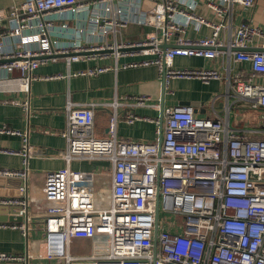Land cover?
I'll list each match as a JSON object with an SVG mask.
<instances>
[{
  "label": "built area",
  "instance_id": "built-area-1",
  "mask_svg": "<svg viewBox=\"0 0 264 264\" xmlns=\"http://www.w3.org/2000/svg\"><path fill=\"white\" fill-rule=\"evenodd\" d=\"M23 0L0 9V90L28 94L40 76L39 66L59 55L67 65L97 56L114 55V66L98 65L71 74L98 75L119 66L124 55L139 60L121 67L156 65L166 79H223V111L199 116L194 106L163 111L162 141H136L117 135L119 106L134 103H77L64 107L66 165L45 174L42 198L30 190L28 160L23 169L0 168V176L20 178L19 197L7 199L22 222H3L0 228L19 229L28 237L24 254L0 252L2 262L33 258L58 264H264V129L231 124L232 109H264V24L235 22L236 8H252L257 0ZM204 7L214 19L200 12ZM83 21V24L80 23ZM131 22L150 26L145 38L123 39ZM206 25L209 35L186 36L190 26ZM164 42L173 47L163 48ZM254 48H250V47ZM137 47L138 49H134ZM129 49V50H127ZM217 59L211 67L177 68L176 56ZM26 100H5L17 105ZM111 108L108 135L95 134V109ZM128 122L140 117L133 109ZM0 134L23 135L20 151L28 157L27 135L7 124ZM73 160H106L109 186L98 188L97 171L74 170ZM157 194L158 215L157 214ZM0 203V204H2ZM37 204L41 218L31 217ZM161 215H165L162 217ZM158 228L155 245V225ZM170 217L172 220L168 221ZM74 239H89L92 253H71Z\"/></svg>",
  "mask_w": 264,
  "mask_h": 264
},
{
  "label": "crops",
  "instance_id": "crops-1",
  "mask_svg": "<svg viewBox=\"0 0 264 264\" xmlns=\"http://www.w3.org/2000/svg\"><path fill=\"white\" fill-rule=\"evenodd\" d=\"M23 0H0V9H6L13 4ZM151 1L143 2L142 11L151 7ZM200 12L207 16L214 17L212 13L201 7ZM235 22L247 19L254 23L264 24V0H257L252 8H236ZM83 24V21L80 20ZM152 30L150 26L140 25L131 22L123 28V39L136 41L146 37ZM211 28L206 25L199 27L193 25L186 30V36L201 37L209 35ZM254 48V47H250ZM138 54L124 55L118 59L119 66L111 68L98 75L71 74L74 71H86L98 65L114 66L116 59L114 55L105 57L97 56L91 60H81L67 65L65 58L59 56L55 60L39 66L36 73L40 76L61 73L64 76L53 79L33 80L29 95L21 92H4L0 90V124H7L27 135L30 153L28 157L20 151L23 150V135L0 134V168L3 169H23L24 158L28 160V169L31 174L30 190L35 199L42 198V186L45 174L49 171L57 170L66 165L63 153L66 148V140L62 136V131L66 126V116L64 107L68 98L77 103H110L119 100L122 103H134L135 96L145 95L148 97L145 105L130 106L121 105L118 108L120 118L117 121V135L122 139L136 141H157L160 138V125H156L150 119L138 118L133 122H128L124 114L127 110L133 109L134 113L140 117L160 119L161 113V89L162 72L156 65H138L132 67H121L128 61L139 60ZM217 64V59H205L196 56H176L174 66L177 68H197L211 67ZM225 81L223 79H212L203 82L197 78L172 77L166 79V89L164 95V109L179 106L184 101L200 102L198 110L199 116L212 115L213 109L223 111L225 98L222 96L213 102L216 94L223 93ZM28 104L17 105L6 103L5 100L20 99L26 100ZM247 106H236L232 109L235 112L231 124L243 128L264 129V110L253 112ZM111 116V108L107 105H100L95 109V134L98 136L108 135V125ZM233 119V120H232ZM94 161L73 160L70 164L75 170L97 171L98 188L110 184V165L94 164ZM85 164V168L82 165ZM90 163V164H89ZM88 165V167H87ZM103 169V170H102ZM23 180L0 176V203L7 199L19 197V186ZM1 205H5L2 203ZM37 204L30 208L31 217L41 218V209ZM1 216V215H0ZM4 221H0L3 223ZM37 230L30 231L32 238L39 239ZM30 236L24 234L19 229L0 228V252L13 254H24L27 248V241ZM30 240H32L30 238ZM76 240V239H75ZM82 240V239H77ZM80 255V254H76ZM0 264H26V262H2ZM29 264H58L48 260L33 258ZM63 264V263H62Z\"/></svg>",
  "mask_w": 264,
  "mask_h": 264
},
{
  "label": "water",
  "instance_id": "water-1",
  "mask_svg": "<svg viewBox=\"0 0 264 264\" xmlns=\"http://www.w3.org/2000/svg\"><path fill=\"white\" fill-rule=\"evenodd\" d=\"M174 44L173 43H168V42H164L162 44V47L165 49L167 47H173ZM134 49H138L137 47H135ZM129 50V49H127ZM61 57L65 56V55H59ZM161 84H162V89H161V113H160V138H159V144L162 141V133H163V111H164V95H165V89H166V75H165V67H163L162 70V80H161ZM183 105H191L195 107V110H198V106L200 105V102H195V101H184L180 103V106ZM158 201H159V195L157 194V214L158 215ZM0 221H4V222H8V221H12V222H22L24 220V218L22 216H16L14 214V207L12 206H4L0 204ZM157 228H158V216H157V221H156V225H155V245H156V236H157Z\"/></svg>",
  "mask_w": 264,
  "mask_h": 264
},
{
  "label": "rangeland",
  "instance_id": "rangeland-1",
  "mask_svg": "<svg viewBox=\"0 0 264 264\" xmlns=\"http://www.w3.org/2000/svg\"><path fill=\"white\" fill-rule=\"evenodd\" d=\"M262 110H264V109H262ZM253 112H260V111L253 110ZM234 115H235V112L232 113V118L234 117ZM78 161H85V160H78ZM93 161H94V162H92L93 165L96 163V164H99L100 166L104 167V164H107L106 160H93ZM85 164H87V163H84L82 165L83 168L86 167ZM87 167H88V165H87ZM109 182L110 181H108L107 183H109ZM161 216L164 217L165 215H161ZM167 220L170 221L172 219L170 217H168ZM71 253L75 254V255L76 254H90V253H92V246H91L90 240L89 239H82V240H77V239L75 240L74 239L72 244H71Z\"/></svg>",
  "mask_w": 264,
  "mask_h": 264
}]
</instances>
